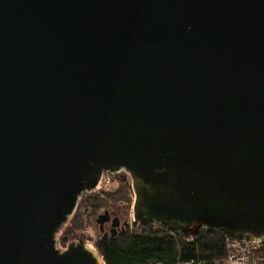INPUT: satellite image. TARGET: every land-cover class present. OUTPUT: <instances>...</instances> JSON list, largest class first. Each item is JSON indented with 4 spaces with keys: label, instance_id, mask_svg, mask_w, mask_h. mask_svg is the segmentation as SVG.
I'll return each mask as SVG.
<instances>
[{
    "label": "water",
    "instance_id": "obj_1",
    "mask_svg": "<svg viewBox=\"0 0 264 264\" xmlns=\"http://www.w3.org/2000/svg\"><path fill=\"white\" fill-rule=\"evenodd\" d=\"M121 169L132 227L264 240V0H0V264H104L54 235Z\"/></svg>",
    "mask_w": 264,
    "mask_h": 264
},
{
    "label": "trees",
    "instance_id": "obj_2",
    "mask_svg": "<svg viewBox=\"0 0 264 264\" xmlns=\"http://www.w3.org/2000/svg\"><path fill=\"white\" fill-rule=\"evenodd\" d=\"M115 184L112 190L98 189L82 193L76 210L64 228L61 242L83 243L84 218L93 217L101 210H112L119 204H129L132 190L128 175L117 173L110 178ZM61 227V226H60ZM58 231V230H57ZM227 240L216 230L202 226L198 233L190 236L167 228L162 223L144 225L137 221L135 227L123 228L114 236L100 235L92 248L104 264H194L213 263L225 255Z\"/></svg>",
    "mask_w": 264,
    "mask_h": 264
},
{
    "label": "built area",
    "instance_id": "obj_3",
    "mask_svg": "<svg viewBox=\"0 0 264 264\" xmlns=\"http://www.w3.org/2000/svg\"><path fill=\"white\" fill-rule=\"evenodd\" d=\"M120 172L128 175L123 169L115 173L103 172L97 187L108 190L111 185L110 178ZM97 187L96 190H98ZM55 248L58 252L65 250L56 245ZM194 264H264V240H227L225 255L222 259L213 263L197 262Z\"/></svg>",
    "mask_w": 264,
    "mask_h": 264
},
{
    "label": "rangeland",
    "instance_id": "obj_4",
    "mask_svg": "<svg viewBox=\"0 0 264 264\" xmlns=\"http://www.w3.org/2000/svg\"><path fill=\"white\" fill-rule=\"evenodd\" d=\"M115 186H116L115 184H111L109 186V189L108 190L114 189ZM97 189H99V188L97 187ZM94 191H96V189ZM132 203H133V193H132L131 203H129V204L121 203L116 208L112 209L113 211H117L120 214H122L123 217H124V219L129 224L133 220ZM102 213H103V210H101L100 212H98L93 217L92 216L91 217L88 216V217H85L84 218V230H83L82 237H81L82 240L84 241V245L92 247L93 241L97 237H99L100 235H102L99 232V229H98L99 226H98V224L95 223V219L97 218V216L100 215V214H102ZM69 219H70V216L68 217V219L66 220V222L61 225V227L58 229V231L54 235L55 245L57 247H59L60 249H66V247H67L66 245H67L68 241H66V243H62L61 242V236L63 234L64 228H66L68 226Z\"/></svg>",
    "mask_w": 264,
    "mask_h": 264
},
{
    "label": "flooded vegetation",
    "instance_id": "obj_5",
    "mask_svg": "<svg viewBox=\"0 0 264 264\" xmlns=\"http://www.w3.org/2000/svg\"><path fill=\"white\" fill-rule=\"evenodd\" d=\"M104 212L108 213V220L106 222H104V224L102 226L103 227L102 232L99 230V232L102 234V236L104 234H106L107 236H110L111 232H113L116 235L119 231H121L123 228H125L124 223H126L127 221L124 219L122 214H120L117 211H113V210H104L103 213ZM113 219H117V221H118L117 226L114 228L112 227V220ZM98 229H99V227H98Z\"/></svg>",
    "mask_w": 264,
    "mask_h": 264
}]
</instances>
